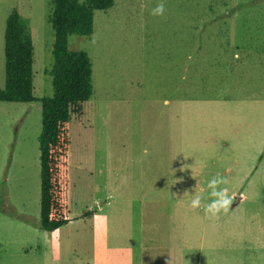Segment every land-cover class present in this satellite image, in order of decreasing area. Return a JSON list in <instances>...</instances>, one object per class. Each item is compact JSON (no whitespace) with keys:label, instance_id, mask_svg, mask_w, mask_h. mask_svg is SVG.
Segmentation results:
<instances>
[{"label":"rangeland","instance_id":"obj_1","mask_svg":"<svg viewBox=\"0 0 264 264\" xmlns=\"http://www.w3.org/2000/svg\"><path fill=\"white\" fill-rule=\"evenodd\" d=\"M158 2L115 0L94 11L92 35L69 36L94 92L70 124L74 220L57 232L40 228L42 102H0V264H86L102 225L113 244L155 238L154 259L123 264H264V0H162L153 16ZM14 9L34 42V94L52 96V0H0V88ZM217 174L233 200L210 218Z\"/></svg>","mask_w":264,"mask_h":264},{"label":"trees","instance_id":"obj_2","mask_svg":"<svg viewBox=\"0 0 264 264\" xmlns=\"http://www.w3.org/2000/svg\"><path fill=\"white\" fill-rule=\"evenodd\" d=\"M50 22L54 29V64L50 71L54 94L38 99L34 94V42L28 21L14 9L4 33L5 85L0 102H42V131L38 137L41 164L40 228L55 231L71 221L70 124L83 115L84 103L93 95V65L84 51L69 48V36H90L94 11L108 10L115 0H52ZM92 211L84 212V216Z\"/></svg>","mask_w":264,"mask_h":264},{"label":"crops","instance_id":"obj_3","mask_svg":"<svg viewBox=\"0 0 264 264\" xmlns=\"http://www.w3.org/2000/svg\"><path fill=\"white\" fill-rule=\"evenodd\" d=\"M71 218H72V215H71ZM72 220H74V218H72L71 221L67 225H70L72 223ZM102 227L106 230V234L104 235L102 234V238L99 240L93 239L92 245H91V248H92L91 259L89 257L88 258L89 261L86 264H91V263L93 264H123L122 260L127 256L130 257L131 253H136L138 257H140V259L142 257H145V258L148 257L147 260L149 262L151 258L153 259L155 258V255H156L155 238L151 239L149 237L148 240H145L142 237H138L136 239L137 246L135 248L130 245L131 243L130 240L121 241L124 244H119V243L113 244L112 241H117V240L110 239V234L107 232L108 230L107 225H104V226L102 225ZM90 229L94 230V225L91 226ZM59 230L60 228L52 232H57ZM68 240H69L70 245H74L73 242L75 240H73L71 236H69ZM42 242H43L42 245L40 244L37 246V243H36V246L38 247V249H41V247H43L44 260L46 262L54 260L57 250L56 249L53 250L51 246L52 245L55 246L56 243L48 235H45L43 237ZM23 248H25V246H23ZM79 264H81L80 261H79Z\"/></svg>","mask_w":264,"mask_h":264},{"label":"clouds","instance_id":"obj_4","mask_svg":"<svg viewBox=\"0 0 264 264\" xmlns=\"http://www.w3.org/2000/svg\"><path fill=\"white\" fill-rule=\"evenodd\" d=\"M165 11V4L161 0V2H158L151 10L150 14L153 16H163ZM228 182L227 178L219 174L208 181L207 189L209 200L203 207L205 214L210 218L218 217L221 213H226L229 210L233 197L229 195L227 187H222V185H227ZM190 207L192 209L201 207V197L199 195H196L192 199Z\"/></svg>","mask_w":264,"mask_h":264}]
</instances>
